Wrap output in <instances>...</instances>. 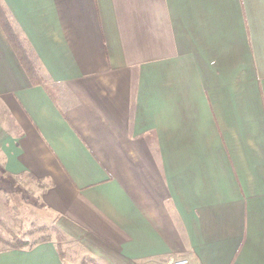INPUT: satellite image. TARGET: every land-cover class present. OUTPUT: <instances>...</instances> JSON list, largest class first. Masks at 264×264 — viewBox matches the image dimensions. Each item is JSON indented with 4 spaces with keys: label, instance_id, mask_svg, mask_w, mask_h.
I'll list each match as a JSON object with an SVG mask.
<instances>
[{
    "label": "crops",
    "instance_id": "obj_1",
    "mask_svg": "<svg viewBox=\"0 0 264 264\" xmlns=\"http://www.w3.org/2000/svg\"><path fill=\"white\" fill-rule=\"evenodd\" d=\"M0 168L100 264H264V0H1ZM0 264H68L52 240Z\"/></svg>",
    "mask_w": 264,
    "mask_h": 264
},
{
    "label": "rangeland",
    "instance_id": "obj_2",
    "mask_svg": "<svg viewBox=\"0 0 264 264\" xmlns=\"http://www.w3.org/2000/svg\"><path fill=\"white\" fill-rule=\"evenodd\" d=\"M43 191L41 182L8 176L0 168V248L32 246L49 237L66 263L100 264L57 226V215L43 202Z\"/></svg>",
    "mask_w": 264,
    "mask_h": 264
},
{
    "label": "trees",
    "instance_id": "obj_3",
    "mask_svg": "<svg viewBox=\"0 0 264 264\" xmlns=\"http://www.w3.org/2000/svg\"><path fill=\"white\" fill-rule=\"evenodd\" d=\"M0 24H1V26L5 32L6 36L8 37V39L10 40V42L12 43L14 48L16 49V52L18 53L22 63H24L26 71H27L28 75L30 76V78L34 79V81L41 82L43 80V78H42L40 72L38 71L35 63L28 56L27 50H26L25 46L23 45L21 39L19 38V35H18L16 29L14 28L12 22L9 20L7 10L3 6L1 0H0ZM49 240H51V239L49 237H46V238L40 239V241L39 240L36 241L35 243L45 242V241H49ZM57 250H58V248H57ZM58 253H59L60 257L62 258L63 256L61 255V252L59 250H58Z\"/></svg>",
    "mask_w": 264,
    "mask_h": 264
},
{
    "label": "built area",
    "instance_id": "obj_4",
    "mask_svg": "<svg viewBox=\"0 0 264 264\" xmlns=\"http://www.w3.org/2000/svg\"><path fill=\"white\" fill-rule=\"evenodd\" d=\"M188 260L189 259L187 256H180L177 258L168 259L167 264H190Z\"/></svg>",
    "mask_w": 264,
    "mask_h": 264
}]
</instances>
